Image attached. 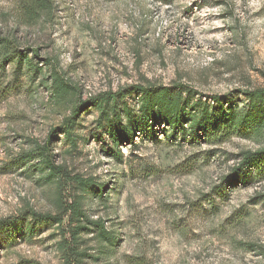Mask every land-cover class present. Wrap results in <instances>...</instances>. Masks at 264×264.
<instances>
[{
  "label": "rangeland",
  "instance_id": "374dc122",
  "mask_svg": "<svg viewBox=\"0 0 264 264\" xmlns=\"http://www.w3.org/2000/svg\"><path fill=\"white\" fill-rule=\"evenodd\" d=\"M18 3L0 0V34L31 65L0 66V221H23L0 231V264H63L60 243L80 225L75 264H264V165L237 170L242 152L264 149V131L191 141L160 124L115 147L93 105L108 99L125 125L140 88H166L189 117L216 99L243 114L246 93L264 90V0H51L33 22ZM75 107L72 143L61 128ZM28 210L59 224L26 220Z\"/></svg>",
  "mask_w": 264,
  "mask_h": 264
},
{
  "label": "trees",
  "instance_id": "16d2710c",
  "mask_svg": "<svg viewBox=\"0 0 264 264\" xmlns=\"http://www.w3.org/2000/svg\"><path fill=\"white\" fill-rule=\"evenodd\" d=\"M18 7L21 16L27 20V22H33L42 13L50 11L52 9V4L51 0H19ZM12 43L13 42L9 40L8 37L0 34V66L5 62H16L18 65L30 67L31 65L29 64L27 56L16 52L15 46L12 45ZM52 84L58 96L67 93V85L63 83L62 79L58 76L53 75ZM139 90L143 93L139 105L140 113L139 115H134L128 108H123L122 114L125 118V125H121L120 115H112L104 111L105 105L109 102L108 99L101 98L93 103L94 106L100 108L102 120L109 128V138L112 140V144L115 147L118 146L120 142L132 143L135 134L141 132L153 133L154 127H159L160 124H163L171 134L177 135L178 133H183L189 137L191 141L200 140L201 137L207 140L210 138L226 137L230 133L242 131H246L253 135H261L264 131V90L262 89L248 91L246 93L245 96L249 101L248 110L241 115L229 108L224 110L221 106V101L216 99V104L220 107L214 109L207 105H201L197 113L190 117L186 114L184 106L181 103V94L171 96L166 88L156 89L151 94L145 92L142 88ZM77 111L75 107L72 116L63 122L61 128L62 135L72 143H74L72 137V131L75 127L74 117ZM52 135L53 131L49 137L51 138ZM40 152L39 157L41 158V165L47 170L48 177L57 178V175L60 174V168L54 167L51 164L45 148H41ZM30 157V154H26L17 161L21 164H27ZM240 157L241 163L237 168L238 172L242 173L245 170H251L255 172V174L261 172V168L264 165V149L256 152L245 151L241 153ZM240 173L231 176L228 183H226L227 186H235ZM83 187L87 188V183L84 184ZM72 215L76 218V221L79 222L78 217L82 216L79 207L76 206L72 209ZM23 216L26 220L35 223L56 222L59 224L57 218L41 215L31 210H28ZM22 221L23 218L19 217L2 220L0 221V231L8 234H10V232L16 233L21 231ZM89 224L97 229V234L106 238L108 244L114 243V239L105 233L102 225L95 223ZM86 230L88 229L80 225L70 231V243L64 238L62 239L60 250L63 264H75V262H77L76 247L74 244L77 243L79 232ZM105 235L107 237H105Z\"/></svg>",
  "mask_w": 264,
  "mask_h": 264
}]
</instances>
